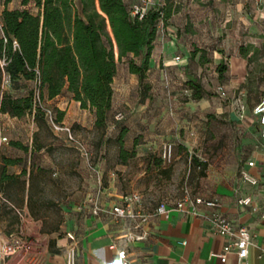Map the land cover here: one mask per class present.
Returning a JSON list of instances; mask_svg holds the SVG:
<instances>
[{"label": "rangeland", "instance_id": "1", "mask_svg": "<svg viewBox=\"0 0 264 264\" xmlns=\"http://www.w3.org/2000/svg\"><path fill=\"white\" fill-rule=\"evenodd\" d=\"M150 2L163 6L164 15L168 14L157 25L142 85L127 66L128 58L139 63L140 56L129 54L117 63L107 124L96 127L92 112L77 105L68 91L60 96L69 110L60 121L71 125L88 155H82L48 122L37 123L31 113L15 117L0 112L8 139L0 145V174L3 156L19 158L18 163L5 166L15 178L0 185V242L10 231L21 228L35 244L19 260L18 256L9 257L0 264H40L47 233L62 232L59 225L65 210H72L86 193L95 191L98 176L103 186L111 183L122 194L142 193L149 209L159 199L180 196L185 183L194 189L201 187L196 179L200 168L193 167L191 155L216 167L219 157L229 155L243 135L228 110L219 114L215 105L234 106L236 111L240 98L245 106L244 121L256 119L247 107L251 109L264 94V0ZM4 6L0 0V10ZM8 6L37 11L33 2L23 6L19 0H11ZM220 60L226 65L223 78L217 71ZM1 74L0 67V96L6 89ZM190 77L200 79L207 90L203 98H191ZM34 85L33 79L21 78L7 87V92L24 96ZM217 85L224 87L227 98L219 95ZM56 102L42 100L58 117L62 111ZM119 111L124 117L116 121L113 116ZM17 141L24 147L15 145ZM37 144L42 146L36 149ZM168 144L172 149L169 162L163 159ZM120 148L133 149L135 154L122 163ZM157 158H161L160 165ZM14 207L23 208L30 217L20 220Z\"/></svg>", "mask_w": 264, "mask_h": 264}, {"label": "trees", "instance_id": "2", "mask_svg": "<svg viewBox=\"0 0 264 264\" xmlns=\"http://www.w3.org/2000/svg\"><path fill=\"white\" fill-rule=\"evenodd\" d=\"M3 1L0 56L7 62L4 68L12 79L11 85L21 78L33 79L35 85L24 96L15 97L4 89L0 112L15 117L31 113L39 124L46 120L42 108L35 104L34 91L38 92L41 103L68 91L73 100L79 101V106L92 112L94 125L104 127L112 107V81L117 63L129 54L140 56L139 63L128 58L127 66L142 85L157 25L168 14L164 15L163 6L151 3L141 18L133 15L131 8L137 0L130 4L127 0H19L23 6L33 2L37 8L35 13L21 7L9 9L6 5L11 0ZM14 40L17 44L13 47ZM225 69L224 60H220L219 77L223 78ZM187 84L194 100L208 93L196 77H190ZM147 87L144 85L145 90ZM62 114L60 112L58 120ZM14 144L24 147L18 141ZM41 146L37 144L36 149ZM119 151L122 163L129 154H135L133 149L120 148ZM3 159L1 186L15 178L5 166L19 161L7 156ZM190 162L200 168V175L204 174L208 165L205 160L200 162L191 155ZM156 163L159 165L161 158H157Z\"/></svg>", "mask_w": 264, "mask_h": 264}, {"label": "crops", "instance_id": "3", "mask_svg": "<svg viewBox=\"0 0 264 264\" xmlns=\"http://www.w3.org/2000/svg\"><path fill=\"white\" fill-rule=\"evenodd\" d=\"M9 3L6 6L13 9L8 6ZM239 64L238 61L235 62V66L239 67ZM60 96L62 95H56L48 101H57L55 105L63 112L64 117L69 110ZM75 103L79 105V101ZM253 106L251 109L247 107L252 116ZM226 108L217 104L213 109L219 114L228 110V116L234 120L236 128L243 135L234 143L229 155L219 157L216 167L206 162L208 165L204 174L198 173L196 176L201 182V187L193 190L201 195L219 198L218 209L232 224L244 225L252 230L253 242L245 259L248 264H264V218H260L258 213L237 202L239 196L250 194L253 204L258 206L264 204V159L261 158L264 137H261L258 131L257 119L253 122L240 120L234 106ZM182 144L187 146V143ZM250 159L256 162L252 166L247 164ZM242 168H247L257 177L258 184L252 185L242 181L239 178V171ZM121 194L122 192L111 183L104 185L100 196L101 202L110 206L120 200ZM80 201L72 210H65V219L59 225L62 232L54 229L55 231L47 233V242L44 243L39 258L40 264H66L64 249L68 240L65 234L67 229L73 230L77 237L76 260L73 264H113L117 257L116 248L110 247L112 241L127 248L131 264H238L237 253L234 250L227 253L225 260L209 254L211 250L219 251L228 238L215 233L207 220L190 212L175 210L168 218L154 216L149 222V233L145 238L125 241L122 238L124 229L122 223L104 215L94 216L87 210L79 211L77 205ZM201 210L210 209L203 206Z\"/></svg>", "mask_w": 264, "mask_h": 264}, {"label": "built area", "instance_id": "4", "mask_svg": "<svg viewBox=\"0 0 264 264\" xmlns=\"http://www.w3.org/2000/svg\"><path fill=\"white\" fill-rule=\"evenodd\" d=\"M151 5L150 0H138L131 8L133 15L142 17L145 13V9ZM0 32H1V19H0ZM16 40L13 41V47L16 45ZM178 60L179 57L175 56ZM6 60L3 56H0L1 78L2 87L7 88L11 85L12 79L9 73L5 70ZM217 91L222 98H227V93L223 86L217 85ZM34 101L39 107L42 108L46 122L56 130L64 134V137L78 150L82 155H88L89 152L84 148L79 138L75 136L72 131L71 125L60 121L56 117V113L52 107L45 106L39 99L38 92L35 90ZM236 114L240 120L244 119L245 106L242 104L240 98L236 100ZM252 113L256 116L258 123V131H260L261 137H264V94L261 95L258 102L253 106ZM124 113L116 112L114 114V120L119 121L123 119ZM115 124L113 123L112 126ZM3 126L0 124V145L2 142H6L8 139L3 133ZM172 149L171 144L164 146L163 159L169 162L171 160ZM261 158L264 159V149L261 152ZM248 166L254 165L256 162L253 159L247 161ZM239 178L246 183L252 185L258 184V178L252 175L247 168H242L239 171ZM96 188L92 193L85 195L84 199L77 205V209L87 210L94 216L104 215L112 218L115 222L122 223L124 229L122 231V238L125 241H138L145 238L149 233V222L152 217L161 215L168 218L172 211H182L184 213H192L204 218L211 225V229L215 233H220L228 238L222 248L219 251L211 250L209 252L212 256H217L221 260L227 258L229 251H236L238 264H248L246 256L250 244L253 242V232L251 229L244 225H235L218 209L220 205L219 198L208 197L204 194L196 193L190 184L185 183L181 187L180 196L169 200L167 198L159 199L152 210H149L145 203V196L138 191H130L120 195V200L112 203L110 206L103 205L101 202V194L103 192V185L100 181V177L96 178ZM237 202L241 205L249 207L253 212L259 214L260 218H264V204L255 205L252 202V196L242 195L237 198ZM207 207L209 211L201 210V207ZM16 215L20 220H26L30 216L23 208L14 207ZM68 240L64 249L66 264H73L76 260L75 254L77 249V237L73 230L67 229L65 232ZM34 240L32 237H28L23 229L10 231L5 238L0 242V263L5 258L18 256L20 257L31 251L34 247ZM110 247L116 248V260L113 264H131L129 257L127 256L128 250L124 246H119L117 242L112 241Z\"/></svg>", "mask_w": 264, "mask_h": 264}]
</instances>
